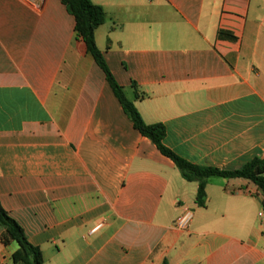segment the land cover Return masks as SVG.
<instances>
[{
	"label": "crops",
	"instance_id": "0c3cea01",
	"mask_svg": "<svg viewBox=\"0 0 264 264\" xmlns=\"http://www.w3.org/2000/svg\"><path fill=\"white\" fill-rule=\"evenodd\" d=\"M92 1L99 49L167 147L221 170L264 158V0ZM74 27L61 0H0V201L44 263L264 264L261 189L213 175L199 206ZM3 231L0 264H23Z\"/></svg>",
	"mask_w": 264,
	"mask_h": 264
},
{
	"label": "trees",
	"instance_id": "16d2710c",
	"mask_svg": "<svg viewBox=\"0 0 264 264\" xmlns=\"http://www.w3.org/2000/svg\"><path fill=\"white\" fill-rule=\"evenodd\" d=\"M68 12L75 18V32L77 37L83 39L87 50L92 54L97 64L104 71L106 78L113 91L121 102L125 112L133 121V124L140 133L150 138L162 154L171 158L181 171L186 180L198 181L196 203L199 206L206 204V183L207 178L213 175L223 177H243L251 180L262 191V205L264 211V158L254 157L241 169L221 170L213 166H202L194 164L175 153L164 144L166 127L162 123H148L142 117L134 101L127 98L123 87L118 83L110 70L102 51L99 49L95 31L105 21V11L102 6L95 4L92 0H61ZM0 224L4 231L1 240L4 244L16 242L18 248L12 254L13 263L23 264H45L41 249L31 243L22 225L13 218L3 207L0 201ZM163 264H167L164 262Z\"/></svg>",
	"mask_w": 264,
	"mask_h": 264
},
{
	"label": "built area",
	"instance_id": "2783aa9c",
	"mask_svg": "<svg viewBox=\"0 0 264 264\" xmlns=\"http://www.w3.org/2000/svg\"><path fill=\"white\" fill-rule=\"evenodd\" d=\"M263 215V212L260 213ZM192 217V210L187 209L181 216H179L176 220V226L181 229H185L188 227V224Z\"/></svg>",
	"mask_w": 264,
	"mask_h": 264
}]
</instances>
